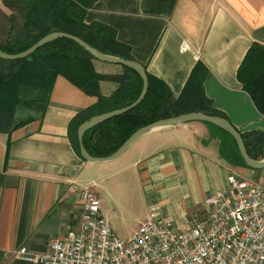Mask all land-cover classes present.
Masks as SVG:
<instances>
[{"label": "crops", "instance_id": "obj_1", "mask_svg": "<svg viewBox=\"0 0 264 264\" xmlns=\"http://www.w3.org/2000/svg\"><path fill=\"white\" fill-rule=\"evenodd\" d=\"M11 13L0 0V31ZM94 21L113 27L134 59L176 98L195 66L203 64L205 93L216 111L241 133H264V115L237 75L252 43L264 44V0H96L86 13V22ZM95 67L105 75L99 92L110 95L122 65L95 61ZM98 99L58 75L41 117L0 131V264H40L16 252L27 247L43 253L52 238L78 231L82 190L89 184L115 203L101 197L104 215L121 236L128 221L112 224L116 207L137 211L126 227L133 233L155 203L174 223L188 225L205 216L206 197L228 189L230 173L264 185V167L221 157L220 140L210 139L202 121L155 128L111 161L84 160L72 145L69 126ZM103 180L111 184L102 185Z\"/></svg>", "mask_w": 264, "mask_h": 264}, {"label": "trees", "instance_id": "obj_2", "mask_svg": "<svg viewBox=\"0 0 264 264\" xmlns=\"http://www.w3.org/2000/svg\"><path fill=\"white\" fill-rule=\"evenodd\" d=\"M95 1L4 0L12 13L7 16L6 29L0 31V49L20 53L45 35L63 31L82 38L106 54L135 60L130 46L118 40L113 27L98 21L86 22L87 10ZM95 61L101 60L67 37L50 41L24 58H0V131L9 132L37 116L41 117L48 106L54 82L58 75H62L84 91L97 93L99 98L94 105L76 114L69 126L72 145L81 156L79 126L95 115L130 105L143 89L141 75L122 65V74L116 76L117 87L110 95L101 94L98 83L105 75L97 71ZM147 74L148 92L140 103L87 130L84 145L91 155L103 157L114 153L137 129L162 118L186 112L222 116L205 93L203 83L207 69L203 64L195 66L177 98L164 81L148 71ZM237 75L244 90L264 115V44L252 43ZM205 123L210 127L211 136L220 140L221 157L233 164L248 166L235 138L215 124ZM242 135L248 153L258 160L264 157V133L252 131Z\"/></svg>", "mask_w": 264, "mask_h": 264}, {"label": "built area", "instance_id": "obj_3", "mask_svg": "<svg viewBox=\"0 0 264 264\" xmlns=\"http://www.w3.org/2000/svg\"><path fill=\"white\" fill-rule=\"evenodd\" d=\"M93 184L82 190L78 231L52 238L43 253L22 247L17 256L40 264H264V185L257 181L230 173L228 189L206 197L205 216L188 225L155 203L128 238L104 215Z\"/></svg>", "mask_w": 264, "mask_h": 264}, {"label": "water", "instance_id": "obj_4", "mask_svg": "<svg viewBox=\"0 0 264 264\" xmlns=\"http://www.w3.org/2000/svg\"><path fill=\"white\" fill-rule=\"evenodd\" d=\"M60 37H67V38L75 40L81 46H83L87 51H89L93 56H95L97 59L101 61L121 64V65H125V66L135 69L141 75L143 79L142 92L140 96L133 103L121 109L95 115L91 117L90 119L84 121L79 126L78 137H79V143H80V152H81V156L86 161L104 162V161H111V160L117 159L132 145L133 142H135L138 138H140L141 136L145 135L146 133L150 132L151 130L155 128L179 125V124H184V123H188L192 121H202V122L213 123L225 129L227 132H229L237 141L239 150L248 166L253 167V168H263L264 167V160L255 159L248 153L242 133L227 118L220 116V115L207 114L204 112H186L180 115L156 120L152 123H149L137 129L134 133L131 134V136L125 141V143L114 153L108 156H103V157H96V156L91 155L84 145V135L87 132V130H89L90 128L96 126L97 124L101 122H104L105 120L109 118H112L116 115L122 114L132 109L138 103H140L141 100L145 97V95L148 92L149 77H148L145 65L140 63L139 61L125 59L119 56L106 54L98 50L97 48L93 47L92 45H90L88 42H86L82 38L76 35H73L71 33L63 32V31H54V32H51L45 35L38 42L32 45L30 48L20 53L12 54V53L4 52L3 50L0 49V58L18 59V58L27 57L33 52H35L37 49H39L41 46L57 38H60Z\"/></svg>", "mask_w": 264, "mask_h": 264}, {"label": "rangeland", "instance_id": "obj_5", "mask_svg": "<svg viewBox=\"0 0 264 264\" xmlns=\"http://www.w3.org/2000/svg\"><path fill=\"white\" fill-rule=\"evenodd\" d=\"M209 137H210V139H215V140H218V138L217 137H214V136H211V132H210V135H209ZM102 185H110L111 184V182L110 181H107V180H103L102 182H100ZM100 195H101V197L103 198V200L105 201V203L106 204H108V205H110V206H112L111 204H113V206H115V203L114 202H112V199H110V197H108L107 196V193H106V191L105 192H103V191H100ZM107 201H108V203H107ZM112 202V203H111ZM138 207V205L135 207V208H137ZM124 210V209H123ZM125 212H123L122 210H120L118 207H116V212H115V216L117 217V218H115V219H113L112 220V224L114 225V222L117 224V223H120L121 221H120V219L121 218H124V219H126L127 221H128V223H127V225L125 226V228H123L124 229V234H126V235H124V236H121V234L119 233V232H117V233H119V235L121 236V237H124V238H127V237H129V236H131L132 235V231H128L129 229H126V227H128V226H130V221L132 220V218L135 216V212H137V211H127V210H124ZM119 218V219H118ZM133 222V221H132ZM113 227V226H112Z\"/></svg>", "mask_w": 264, "mask_h": 264}]
</instances>
